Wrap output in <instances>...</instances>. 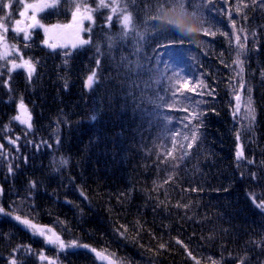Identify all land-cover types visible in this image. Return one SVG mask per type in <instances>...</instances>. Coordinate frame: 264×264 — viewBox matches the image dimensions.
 <instances>
[{
  "label": "trees",
  "instance_id": "16d2710c",
  "mask_svg": "<svg viewBox=\"0 0 264 264\" xmlns=\"http://www.w3.org/2000/svg\"><path fill=\"white\" fill-rule=\"evenodd\" d=\"M105 3L108 8L99 7L100 0H57L55 8L37 14L45 26L70 24L77 5L80 12L93 17L94 22L81 24L91 31L79 32L80 39H91V43L69 48L67 63L65 49L53 51L42 44L43 29H31L27 42L22 33L12 30L23 5L13 4L12 17L4 21L9 30L0 33L4 36L2 50L9 55L0 59V145L5 154L0 156V206L6 211L22 206L23 211L15 214L30 212L34 223L52 227L65 242L77 240L89 249L61 251L0 214V264H9L13 256L18 264H48V260L107 264L92 248L114 264H196L188 252L199 264H241L245 258L246 264H264V212L250 198L264 200V4L260 0H216L219 14L204 24L215 35L200 33L196 41L175 22L176 17L195 15L203 22V15L191 5L184 7L183 0ZM85 6L92 11L86 12ZM113 6L131 14L132 25L143 37L139 42L131 32L122 39L121 14H113ZM6 11H0V17ZM168 13L169 19L164 20ZM152 17L161 32L176 29L186 37L164 33L153 38L146 24ZM234 33L245 44L240 55L243 89L233 63L240 51ZM76 38L65 39L72 42ZM164 44L173 47L164 50L160 47ZM158 48L156 55L183 68L187 75L179 69L168 71L163 65L159 73L128 71V65L135 68L137 61L147 66ZM21 56L35 66L31 81L26 68L8 71L9 61L21 63ZM93 71L98 82L89 89L86 80ZM161 74L165 79L157 91L155 81ZM167 77L173 78L169 81ZM166 93L164 108L172 104L181 110L173 112L174 118L192 111L204 113L199 139L187 156L179 147L187 143L183 135L176 146L171 137L176 133L190 136L191 128L178 125L165 130L152 115L160 105L158 97ZM181 94L193 97V104L200 102L199 107L182 103ZM245 98L251 99L255 109L251 131L244 130L248 124ZM21 100L25 113L31 115L30 131L13 119L22 114ZM238 103L240 111L234 116ZM197 124L192 121L193 126ZM17 137L18 152L9 143ZM28 141L40 145L39 149ZM238 145L243 153L239 161ZM169 151L172 157L165 160ZM61 157L68 160L62 168ZM31 181L36 182L35 188L30 187ZM41 252L48 260H40Z\"/></svg>",
  "mask_w": 264,
  "mask_h": 264
},
{
  "label": "snow or ice",
  "instance_id": "6c2138e0",
  "mask_svg": "<svg viewBox=\"0 0 264 264\" xmlns=\"http://www.w3.org/2000/svg\"><path fill=\"white\" fill-rule=\"evenodd\" d=\"M164 2H166V0H164ZM215 3L216 0H198V2H194V0H183V6L184 7H189L190 5L193 6V10L201 13L203 15V23H207L208 20H215L219 14V10H217L215 8ZM260 3L264 4V0H260ZM13 4H21L23 5L24 10L20 11L17 13V15L21 18H26L27 20H30V23L26 24V27H19V25H21V23L23 22L22 19H16L13 21V23L17 26L14 29H12L14 32L16 33H22L23 34V39L27 42L30 38H31V29H36V28H40L43 29L44 31V35H45V39L42 41V44L47 46L49 49L55 51L57 48H62L65 49L64 51V56H65V63H67V58L71 55V52L68 50L69 48L72 50L78 49V48H82L85 45H88L91 43V39H80L79 38V32H90L91 29H84L82 27H79V25H81L84 21H90V22H94L93 21V17L91 15H84V14H80L78 17V14L80 12V5H77V11L73 12V21L74 23L77 25V38L75 39V41L69 42L65 39L66 37V33H61L60 29L64 28H71L73 27V25H50V26H45L44 24H42L38 19H37V14L40 12L45 11L46 9L49 8H55L57 6V0H36L35 3H25L24 0H8L7 3H5V0H0V11H5V16L0 17V33H6L9 29L5 26L4 21L10 19L13 15L11 9ZM99 7L101 8H108L109 5L105 3V0H100V4ZM31 12L30 16L26 17V13L27 12ZM85 11L86 12H91V9H88L87 6H85ZM111 11L113 14L116 13H120V25L123 29V32L121 34L122 39H125L129 36V33L131 32L133 35L137 36V41L139 42L140 39H142V35H139L134 26L132 25V17L130 13H126L125 9L120 8L119 6H113L111 7ZM237 11H239V9H237ZM230 17V14H229ZM113 17L110 15L107 20H108V26H111V21H112ZM146 24L150 27L151 33H152V37L155 38L156 36H160L164 33H167L168 35H176V36H180V37H186L183 33H181L179 30L173 29L171 31L168 32H161L158 28V21L152 17L151 19H149L148 21H146ZM233 27H235V22L233 21ZM241 33H244V29L240 30ZM175 33V34H174ZM202 34L207 36V35H215V32H212L210 30V28L208 27H204ZM235 40H236V44L237 47L240 49V51L237 53V58L236 60L233 62L234 65L237 67L238 71L236 73L237 79H238V83L241 89L245 88L246 86V82L243 80L242 78V74L244 72V67H243V61L240 59V55L243 52L244 48H245V44L241 43V35L240 34H235ZM255 35V33H253V36ZM111 37H109V48H111ZM57 41H60L59 43ZM244 41L246 43L247 41V35L244 34ZM192 43H195V41H191ZM3 43H4V36L2 34H0V59H6L7 56L9 55L8 51L2 50L3 49ZM13 48H15V46H12ZM160 47H162L164 50L168 49V48H172L173 45L171 44H164L161 45ZM15 51L18 53L19 49H15ZM159 51L158 49H154V55L153 57L149 60V63L147 66L144 65H140L139 62L137 61L135 64V68H133L132 64L128 65V71L129 72H134L135 75H140L141 74V70L144 69V74H148L149 72H156L159 73L160 72V66L163 65L165 66V68L168 71H172L174 73H176V70L179 69L180 73H183L185 75H187V73L184 71L183 68H179L177 66H175L173 63L169 62V61H165V59L162 58V55H156L155 53H157ZM100 50L99 48H97V53L99 54ZM21 59V63H16L14 60H10L9 63L11 64V68L8 69L9 72L17 69V68H26L27 72H28V78L29 81H31V77L33 75V73L35 72V66L32 63L31 59L29 58L28 60H24L23 57H20ZM145 59H148L147 57H145ZM155 63V67H152V63ZM97 67H99L100 64V60L98 59L96 61ZM97 73L96 71H93L91 75H89L87 77L86 80V87L91 89L93 87V85L95 83H97ZM173 77H167V79L169 81H171ZM165 79L164 74H161L155 81V83L157 84V91H160L162 88V83L163 80ZM130 86H135V83L133 85ZM179 91V89H177V92ZM248 91L250 92L251 90L248 89ZM131 95H134V93H131ZM176 92L171 93V98L173 99V102H175L176 99ZM158 99L160 100V105L156 106L152 112V115L155 116L156 121H158L159 123L163 124V127L165 128V130H168L170 127H176L178 125H182L183 128L185 130L191 128V135H187L185 133H176L175 135H173L171 137V139L173 140V144L174 146H176V141L177 138L180 135H183V139L184 141H186V145L185 144H180L179 147L181 149H184V156L188 155V151L190 150L194 144H196V142L199 139L198 136V130H199V122H201V116L204 115V113H198L196 111H192L191 113H188V108H184L182 111L184 113H188L187 115H184L180 118H174L173 116V112L174 111H181L180 109H174L172 104H169L167 106V108H164V104L166 99H168L167 93L165 95L159 96ZM181 102H187L189 107H199L200 102H197L195 104H193V97L187 95V94H181ZM241 99V97L239 95L236 96V100L239 102ZM249 107H247L245 109L247 115L245 116V119L248 121V124L246 126V128L244 129L245 131H251L254 124H255V109L253 107H251V99H249ZM19 109L24 110L25 112H27L26 106L23 104V101L21 100L20 104H19ZM240 111V105L239 103L236 106V109L234 111V116L236 113H238ZM15 121H18L20 124L25 125L26 128L30 131L32 129V124H31V115L30 113L27 114L26 118H22L20 115H17L13 118ZM93 120L96 119L95 116L92 117ZM195 120L198 122V124L196 126L192 125V121ZM157 126H159V124H157ZM236 139L239 141L240 139V132L237 131L236 133ZM17 140H19V137H17L16 139H10L9 143H11L12 145L16 146V150L17 152L19 151V146L17 144ZM28 143L33 144L34 147H36L37 149H39L40 145H36L33 141H28ZM45 147H51V145L47 144V142L42 141L41 142ZM56 143L59 144V139L56 140ZM3 145H0V156L5 155L3 153ZM237 161L243 159V153H242V149L240 148V146L238 145L237 147ZM168 157H172V152L169 151L167 153V156L165 157V160H167ZM183 158V157H181ZM25 162L27 161V158H24ZM59 165L60 167H64L68 164V160L61 157L59 160ZM248 163H254L253 161H248ZM57 171H59L60 169L57 168ZM8 172L12 173L13 172V168L11 165H9L8 167ZM253 178L255 177V174H252ZM169 180L173 179V177L170 175L168 177ZM167 182V181H165ZM36 186V182L35 181H31L30 182V187L31 188H35ZM0 192H2V189H0ZM80 195L83 197L84 193L81 192ZM30 198V197H29ZM253 201V203L255 204V206L261 210L262 212H264V200H260L259 202L256 201L255 196H251L250 197ZM86 199V197H85ZM15 203V202H14ZM24 202H21V205H23ZM29 208H31V205H28ZM185 207H187V205H185ZM18 211H23V207L21 206L20 208H12L11 211H6L4 209L3 206H0V214L3 215H7L9 217H11V219H13L14 221H16L19 225H21L23 228H25L26 230L30 231L31 234L42 237L44 240V243L46 245H52L55 246L57 249L61 250V251H65L68 249H78V248H84V249H89V245H81L77 240H71L68 242H65V240L61 237V235L59 233H57L55 231L54 228L49 227L47 225H40L37 223H34L33 220L34 218H29L30 216V212H26L24 215H19V214H15ZM119 235H123V233H119ZM177 243H182L180 241H177ZM18 249H14L13 252L15 253L16 251L19 250ZM164 245H161V248H163ZM28 251L30 252L31 249L29 248ZM91 252L95 253L97 257H99V259L101 261H106L107 264H114L113 261L108 260V257L104 256L101 252H98L96 249L92 248L90 249ZM188 256L191 257L194 261H196V264H199V261L196 260V257L192 256L191 252H188ZM40 260L44 261V260H48V258L46 256H44V254L41 252L39 255ZM9 264H18L17 259L15 258V256H13L10 261ZM48 264H55V261L53 260H48ZM213 264H216V262H213ZM241 264H246V258L244 260L241 261Z\"/></svg>",
  "mask_w": 264,
  "mask_h": 264
},
{
  "label": "clouds",
  "instance_id": "9594fccd",
  "mask_svg": "<svg viewBox=\"0 0 264 264\" xmlns=\"http://www.w3.org/2000/svg\"><path fill=\"white\" fill-rule=\"evenodd\" d=\"M170 15L171 13L165 14L163 19L168 20ZM175 22L180 24V26L189 35V37L194 38L196 41H198V36L204 29V23L198 16H177Z\"/></svg>",
  "mask_w": 264,
  "mask_h": 264
},
{
  "label": "rangeland",
  "instance_id": "374dc122",
  "mask_svg": "<svg viewBox=\"0 0 264 264\" xmlns=\"http://www.w3.org/2000/svg\"><path fill=\"white\" fill-rule=\"evenodd\" d=\"M32 3H35V2H32ZM23 10H24V8H22L21 11H23ZM80 14L87 15V14L84 13V12H79L78 17H79ZM30 15H31V12H30V11L26 13V17H27V16H30ZM17 19H22V20H23V22L21 23V25H19V27H26V24L31 22L30 20H27L26 18H21V17H19V16H18ZM15 20H16V19H15ZM68 25H73V27H71V28H66V29L62 28L61 30H58V31H60L61 33H66L67 35H66L65 38H70V37L76 36V35H77V25L74 23L73 20H72V22H71L70 24H68ZM13 27L15 28V27H17V26H16L15 24H13ZM79 27H81V25H79ZM14 28H13V29H14ZM3 47H4V43H3ZM243 100H244L243 110H244V113L247 115L245 109H246L247 107H249V105L247 104L248 100H247L246 98L243 99ZM21 112H22L21 117H22V118H26V117H27V114L25 113V111H24V110H21Z\"/></svg>",
  "mask_w": 264,
  "mask_h": 264
}]
</instances>
